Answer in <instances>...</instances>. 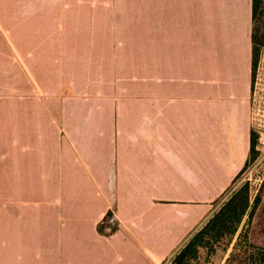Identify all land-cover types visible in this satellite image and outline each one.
<instances>
[{
    "label": "crops",
    "instance_id": "crops-1",
    "mask_svg": "<svg viewBox=\"0 0 264 264\" xmlns=\"http://www.w3.org/2000/svg\"><path fill=\"white\" fill-rule=\"evenodd\" d=\"M225 1L248 23L249 61L240 67L229 51L209 62L212 92L205 52L192 59L184 35L171 41L169 28L186 23L161 18L148 99L88 105L59 135L29 140L28 152L23 144V199L0 218V264L171 263L250 153L252 0ZM110 209L119 219L111 232L100 227Z\"/></svg>",
    "mask_w": 264,
    "mask_h": 264
},
{
    "label": "rangeland",
    "instance_id": "rangeland-1",
    "mask_svg": "<svg viewBox=\"0 0 264 264\" xmlns=\"http://www.w3.org/2000/svg\"><path fill=\"white\" fill-rule=\"evenodd\" d=\"M229 5L225 0H0V218L7 216V202L23 199V144L28 152L29 140L59 135L57 126L79 119L88 105L115 100L116 106H126L148 99L141 92L149 88L155 25L161 18L170 25L186 23L185 30L171 27L169 34L173 42L184 35L193 46L192 59L205 52L206 92L217 81L209 62L224 60L229 51H236L240 67L248 62V23ZM158 38L164 40V33L159 31ZM249 118L250 132L258 137L257 157L248 154L230 190L211 205L189 240L245 186L250 209L232 240L213 241L194 264H231L242 233L264 246V51L251 80Z\"/></svg>",
    "mask_w": 264,
    "mask_h": 264
},
{
    "label": "trees",
    "instance_id": "trees-1",
    "mask_svg": "<svg viewBox=\"0 0 264 264\" xmlns=\"http://www.w3.org/2000/svg\"><path fill=\"white\" fill-rule=\"evenodd\" d=\"M264 51V0H252L251 61L254 77ZM258 137L251 134L250 153L255 159ZM237 179V178H236ZM260 198L255 201L249 216L254 217ZM250 209L249 190L245 186L236 192L222 208L209 220L205 227L195 234L174 258L173 264H194L199 260L201 249H206L213 241L229 236L230 240L238 232L240 225ZM264 264V246H258L242 233L235 245L229 263Z\"/></svg>",
    "mask_w": 264,
    "mask_h": 264
},
{
    "label": "built area",
    "instance_id": "built-area-1",
    "mask_svg": "<svg viewBox=\"0 0 264 264\" xmlns=\"http://www.w3.org/2000/svg\"><path fill=\"white\" fill-rule=\"evenodd\" d=\"M119 226V219L114 209H110L106 216L101 221L100 227L102 230L115 231Z\"/></svg>",
    "mask_w": 264,
    "mask_h": 264
}]
</instances>
